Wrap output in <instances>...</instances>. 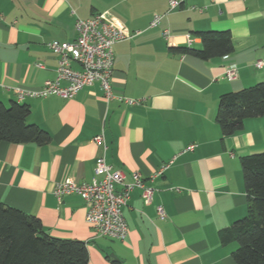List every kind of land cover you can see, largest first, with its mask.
Here are the masks:
<instances>
[{
	"label": "crops",
	"instance_id": "crops-1",
	"mask_svg": "<svg viewBox=\"0 0 264 264\" xmlns=\"http://www.w3.org/2000/svg\"><path fill=\"white\" fill-rule=\"evenodd\" d=\"M183 1L170 11V0H0V101L29 105L28 124L51 136L48 145H0V200L40 219L52 237L86 243L88 264H109L108 256L123 264H236L237 244L222 245L219 231L247 214L241 159L264 150V118L223 140L216 116L224 94L264 82V0ZM96 14L127 37L114 47V92L142 103H107L98 83L73 99L19 102L17 89L56 79L59 62L48 45L74 41L77 21ZM155 15L164 19L150 28ZM209 31L231 32L234 52L205 61L171 51L201 49L197 33ZM229 69L237 80L224 78ZM100 135L104 146L94 141ZM102 156L128 183L140 174L155 190L149 204L132 191L124 240L90 227L80 196L54 195L68 180L92 183Z\"/></svg>",
	"mask_w": 264,
	"mask_h": 264
},
{
	"label": "trees",
	"instance_id": "trees-1",
	"mask_svg": "<svg viewBox=\"0 0 264 264\" xmlns=\"http://www.w3.org/2000/svg\"><path fill=\"white\" fill-rule=\"evenodd\" d=\"M202 48H172L175 54L209 61L234 52L229 31L199 32ZM29 105L0 101V145L2 143L48 145L51 136L37 125L28 124ZM264 118V82L220 98L216 122L223 140L243 131L245 122ZM241 168L247 193V214L219 231L222 245L236 243V264H264V150L243 157ZM109 264H123L107 257ZM86 243L50 236L40 219L6 205L0 200V264H88Z\"/></svg>",
	"mask_w": 264,
	"mask_h": 264
},
{
	"label": "built area",
	"instance_id": "built-area-1",
	"mask_svg": "<svg viewBox=\"0 0 264 264\" xmlns=\"http://www.w3.org/2000/svg\"><path fill=\"white\" fill-rule=\"evenodd\" d=\"M183 2V0H170V11L179 9ZM163 19L164 16L155 15L150 28L161 26ZM75 30L77 37L74 41H53L48 45L59 62L56 79L47 80L40 90L17 89L18 101L22 102L27 97L50 96L73 99L84 88L98 83L107 103L116 101L129 106L141 104V100L116 94L112 87L114 47L127 39L121 28L104 14H96L88 20H78ZM164 36L169 39L170 31L164 30ZM187 37L191 44L190 36ZM257 67L261 68L262 62H259ZM224 78L233 82L237 80L238 75L235 70L229 69L225 72ZM94 141L104 146L103 135L95 137ZM195 148L196 145H191L182 154L193 151ZM168 168L169 164L164 165L158 175ZM132 179L133 181L128 183L126 174L114 169L102 156L96 160L92 183L80 185L68 180L56 186L54 195L59 201L68 195L80 196L88 208L86 217L88 225L103 237L124 240L128 234L124 209L132 191L140 189L147 204L151 203L155 194V190L145 184L140 174H133ZM158 214L161 219H165L163 208H158Z\"/></svg>",
	"mask_w": 264,
	"mask_h": 264
}]
</instances>
